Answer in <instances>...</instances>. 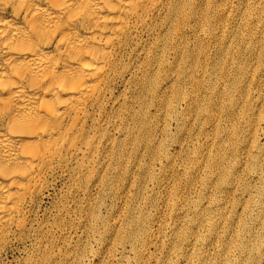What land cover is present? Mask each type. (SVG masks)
I'll return each mask as SVG.
<instances>
[{
  "label": "bare ground",
  "instance_id": "bare-ground-1",
  "mask_svg": "<svg viewBox=\"0 0 264 264\" xmlns=\"http://www.w3.org/2000/svg\"><path fill=\"white\" fill-rule=\"evenodd\" d=\"M261 73L264 0H0V264H264Z\"/></svg>",
  "mask_w": 264,
  "mask_h": 264
},
{
  "label": "rangeland",
  "instance_id": "rangeland-1",
  "mask_svg": "<svg viewBox=\"0 0 264 264\" xmlns=\"http://www.w3.org/2000/svg\"><path fill=\"white\" fill-rule=\"evenodd\" d=\"M257 67H258V66H257ZM260 76H261L260 80H261V81H264V73H261ZM256 77H257V76H256ZM260 90H262V89H260ZM261 93L263 94L262 91H261ZM257 97H258V95H257ZM258 113H259V112H257L256 114L258 115ZM262 114L264 115V113H262ZM16 254H17V253H14V256H16Z\"/></svg>",
  "mask_w": 264,
  "mask_h": 264
}]
</instances>
